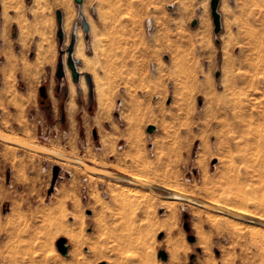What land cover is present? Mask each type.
Listing matches in <instances>:
<instances>
[{
    "label": "rangeland",
    "instance_id": "1",
    "mask_svg": "<svg viewBox=\"0 0 264 264\" xmlns=\"http://www.w3.org/2000/svg\"><path fill=\"white\" fill-rule=\"evenodd\" d=\"M65 1L0 0V133L264 216V0H221L219 33L211 0H96L85 14L97 52L74 0L60 44ZM79 29L92 66L75 83L66 49ZM80 169L0 140V264H264L257 224L222 213L229 229L213 225L217 212L149 192L119 206L108 182L149 190Z\"/></svg>",
    "mask_w": 264,
    "mask_h": 264
},
{
    "label": "water",
    "instance_id": "2",
    "mask_svg": "<svg viewBox=\"0 0 264 264\" xmlns=\"http://www.w3.org/2000/svg\"><path fill=\"white\" fill-rule=\"evenodd\" d=\"M76 1L77 3L79 4H82L83 3V0H74ZM220 1L221 0H211V11H212V16H213V24L215 26L214 30L216 33H219L221 30H222V25H221V13L220 11H218V7H219V4H220ZM82 16V26H83V30H85L86 33H89V23L87 21V19L84 17V15L81 13L80 14ZM56 16H57V19H58V37H59V42L60 43H63V40H64V35H65V31H63V19H64V16L62 15V11L61 10H57L56 11ZM193 24H195V21L193 22ZM76 43V36L75 34L72 36L71 38V41L69 43V46L67 47L66 51H67V63H68V66L71 70V74L73 76V80L75 83H80V80H81V76H82V73L79 71L78 69V64L82 62L81 59L79 60H76L74 59V51H75V45ZM64 53V51H63ZM56 74H57V77L62 80L65 78V76L67 75L66 74V66H65V62H64V59H61L58 63V66H57V69H56ZM84 75H85V78L87 80V84H88V87H90V92H89V95H90V102H93V94H94V87H93V81H92V76L90 73L88 72H84ZM57 88H60V86L58 85ZM40 94L42 97H47L48 96V93H47V89L45 87V85H42L40 86ZM170 99V98H169ZM171 100V99H170ZM169 100V101H170ZM62 117H63V120H65V114H64V111L62 112ZM147 131L150 132V133H153L155 130H157V127L155 124H149L147 127H146ZM94 135L96 136L97 135V130L94 131ZM0 140L4 141V142H7V143H13V144H16L20 147H26V148H29V149H32L36 152H41V153H44V154H47V155H50V156H54L60 160H64V161H71L73 163H76L78 165H80L81 167H84L87 171L91 172L92 174H95V175H101L103 177H107V178H110V179H115V180H120V181H123V182H129V183H132V184H135V185H138V186H143L147 189H149L150 191H152L154 194H158L162 197H172V198H177V199H180V200H184V201H187V202H190V203H193L197 206H202V207H206L212 211L216 210V211H220L222 213H226V214H230L231 216H234L236 218H240V219H246L252 223H255V224H262L264 225V219L260 218V217H254L252 215H249V214H245V213H240V212H236V211H233L231 209H227L226 207L224 206H221V205H218V204H213L211 202H209L208 200L206 199H203L201 197H196V196H192L188 193H182V192H178V191H175V190H172V189H168L164 186H160L159 184L157 183H153L151 181H148V180H145V179H138L134 176H131L129 174H125V173H121V172H118V171H115V170H109V169H106L104 167H101V166H96L94 165L93 163L87 161V160H81L77 157H74V156H71V155H65L63 153H60L56 150H51L49 148H46V147H42V146H36V145H32V144H29V143H26V142H22L20 140H17V139H14V138H7L3 135H0ZM59 166L56 165L54 167V179L52 181V185L49 189V192L52 193L54 191V184L57 180V177H58V171H59ZM88 213H91V211L89 210ZM188 214H185V216H187ZM185 228H187V230H189V225H188V222H185ZM188 240L190 242H194L196 240L195 236L193 234H189L188 235ZM57 247L58 249L60 250V252L63 254V255H66L68 256L69 255V245L67 244V238L66 237H61L57 240ZM158 256L163 258L164 260H168V253L165 251V250H160L158 252ZM192 258H194V256H191ZM100 264H106L105 261H102L100 262Z\"/></svg>",
    "mask_w": 264,
    "mask_h": 264
},
{
    "label": "bare ground",
    "instance_id": "3",
    "mask_svg": "<svg viewBox=\"0 0 264 264\" xmlns=\"http://www.w3.org/2000/svg\"><path fill=\"white\" fill-rule=\"evenodd\" d=\"M75 53H76V55L78 56V57H80V58H82V59H84V68L85 69H89L91 66H92V62L90 61V59L89 58H87L86 56H85V54H84V44H82L81 42H79V45L78 46H76V51H75ZM80 72H81V70H79ZM82 73V72H81ZM82 75H83V73H82ZM82 77V76H81ZM81 81V80H80ZM81 86L82 87H85V85H84V83H83V81H82V83H81ZM70 88H71V96H70V98H69V100H68V102H69V109H70V111L71 112H73L75 109H76V106H77V104H76V102H75V100H74V95H75V93H76V88L74 87V85L73 84H71V86H70ZM236 114V116L238 115L237 113H235ZM0 135H3V136H5V137H7V138H13L14 136H12V135H7V134H4V133H0ZM14 139H16V138H14ZM18 140V139H17ZM21 141V140H20ZM23 142V141H22ZM25 142V141H24ZM26 143H28V142H26ZM10 144V143H9ZM13 144V143H12ZM29 144H31V143H29ZM16 145V144H15ZM32 145H34V144H32ZM110 145V144H109ZM17 146V145H16ZM37 146V145H36ZM39 146H41V145H39ZM15 147V146H14ZM43 147V146H42ZM55 148H53V150H54ZM32 150V149H31ZM204 151H205V149H204ZM59 152V151H58ZM61 153V152H60ZM83 160H87V159H84V158H82ZM81 159V160H82ZM87 161H91V160H87ZM77 165V170H79V171H81V172H83L84 171V169H80V168H84V167H81L80 165H78V164H76ZM95 165H97V164H95ZM89 172V171H88ZM91 173V172H90ZM127 174H129L130 175V173H127ZM95 175V174H94ZM131 176H134V177H136V178H138V179H145V180H148V181H151V182H153V183H157V184H159L160 186H164V187H166V188H168V189H172V190H175V191H178V192H184L183 190H181V189H179V188H177V186L175 187V186H172V185H170V186H168V185H165V183L164 184H162V183H159V182H154L153 180H151L150 178H148V177H146V175L145 174H143V173H141V174H136V175H132L131 174ZM107 188L109 189V192H110V195H111V198L112 199H114V201H116V202H118V205L119 206H125V205H128L129 203L131 204L132 202H137L138 204H139V206H141L142 205V203H144V201H145V196L148 194V192L149 193H153L152 191H150L149 189V191H137V190H134L133 188H130V187H122L121 185H119L117 182L116 183H110V182H108L107 183ZM154 194V193H153ZM155 195H158V194H155ZM191 195V194H190ZM160 196V195H159ZM193 196V195H192ZM162 197V196H161ZM199 198V197H198ZM163 200H165V202H167V203H169V204H173V203H175V201H174V199H177V198H172V197H163L162 198ZM180 200V199H179ZM182 201H184V200H182ZM209 202H211V203H215V204H218V205H221V206H224V207H226L227 209L229 208V209H231V210H233V211H236V212H240V213H245V214H249V215H252V216H254V217H260V218H262V219H264V216H262V215H259V214H255L254 212H252V211H250V210H248L247 208H241V207H235L234 205H231V204H228V205H224V204H222V203H220V202H218V201H216V200H208ZM146 202V201H145ZM206 208V207H205ZM215 212H217L218 214H215V215H213L214 216V220H213V225L214 224H218V225H223L224 227H226L227 229H229V227L227 226V224H223V223H220L219 224V221H218V218L217 217H220L221 219H227V218H223V216L222 215H224V214H226V213H224V214H222V212H220V211H216V210H214ZM220 213V214H219ZM230 215V214H229ZM226 216H228V214H226ZM240 219V218H239ZM243 220V219H242ZM246 220V219H245ZM248 221V220H247ZM255 224V223H254ZM258 226H257V228L255 229V233H258V232H262V233H264V225H262V224H257ZM243 228H244V226L242 225V223H236V225L234 226V230L237 232V233H243ZM202 242H203V240H201ZM175 257V256H174Z\"/></svg>",
    "mask_w": 264,
    "mask_h": 264
},
{
    "label": "crops",
    "instance_id": "4",
    "mask_svg": "<svg viewBox=\"0 0 264 264\" xmlns=\"http://www.w3.org/2000/svg\"><path fill=\"white\" fill-rule=\"evenodd\" d=\"M66 3H63V5H62V10L61 9H58V10H61L62 11V15L64 16V19H63V24H64V26H65V28L66 27H69L71 24H72V22L74 21V19H75V14H76V10L74 9V7H73V5H72V3L71 2H69L68 0H66L65 1ZM79 4V3H78ZM93 4H97V1L96 0H83V3L82 4H79V15L82 13L83 15H84V17L86 18V14H85V9H87V7H89V9L90 10H92L93 9ZM81 16V15H80ZM89 23V22H88ZM89 33H86L85 32V30H84V32H85V38L86 39H89V37H90V44H92V47L94 46V48H95V50H96V52H97V50L99 49V46H100V44L98 43V41H97V39L95 38L94 39V37H93V30H92V25L91 24H89ZM80 32H81V36H82V38H83V34H82V31L79 29L77 32H73L72 33V35H71V38H72V36L75 34V36H76V43H77V41H78V39H79V36H80ZM65 38H67V34H66V32H65V35H64V39ZM70 41H71V39H70ZM83 41V40H82ZM63 42H64V40H63ZM75 43V44H76ZM60 44H62V43H60ZM83 44H84V51L86 50V45L87 44H85L84 43V41H83ZM76 48V47H75ZM63 51H64V53H65V50H61V53L64 55V53H63ZM76 51V50H75ZM75 51H74V59H76V60H79V59H81L82 60V62L81 63H79L78 64V67H79V65L80 64H82V65H84V59H82V58H80V57H76L75 56ZM85 53H86V51H85ZM68 55V54H67ZM87 55V54H86ZM85 55V56H86ZM87 58H89V55H87L86 56ZM91 59H94V67H96V63H97V60H96V58H92L91 57ZM91 61V60H90ZM92 62V61H91ZM89 71V70H88Z\"/></svg>",
    "mask_w": 264,
    "mask_h": 264
},
{
    "label": "flooded vegetation",
    "instance_id": "5",
    "mask_svg": "<svg viewBox=\"0 0 264 264\" xmlns=\"http://www.w3.org/2000/svg\"><path fill=\"white\" fill-rule=\"evenodd\" d=\"M58 89V91H60L61 90V88H57ZM48 97V96H47ZM47 97H43L42 98V100H41V103H43V104H47L46 103V99H47ZM92 104H93V102H91ZM48 105V104H47Z\"/></svg>",
    "mask_w": 264,
    "mask_h": 264
}]
</instances>
